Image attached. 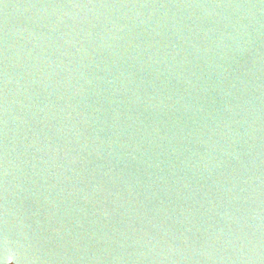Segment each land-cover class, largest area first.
I'll use <instances>...</instances> for the list:
<instances>
[{
	"label": "water",
	"instance_id": "1",
	"mask_svg": "<svg viewBox=\"0 0 264 264\" xmlns=\"http://www.w3.org/2000/svg\"><path fill=\"white\" fill-rule=\"evenodd\" d=\"M0 264H264V0H0Z\"/></svg>",
	"mask_w": 264,
	"mask_h": 264
}]
</instances>
